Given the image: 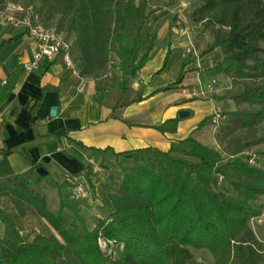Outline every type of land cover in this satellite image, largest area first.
Masks as SVG:
<instances>
[{"label": "trees", "instance_id": "1", "mask_svg": "<svg viewBox=\"0 0 264 264\" xmlns=\"http://www.w3.org/2000/svg\"><path fill=\"white\" fill-rule=\"evenodd\" d=\"M40 1L46 5L51 0H32L48 24L49 11L40 6ZM58 2L57 14L65 26L59 31L75 38L73 47L80 54L78 67L82 75L103 71L110 60L124 75H135L148 62L152 45L145 55H140L143 30L149 20L147 0L139 4L133 0ZM263 4L264 0H202L193 13L194 21L207 22L206 29H229L204 52L207 55L220 48L225 56L221 64L206 73H240L249 68L247 60L261 51L259 44L264 42ZM17 39L3 42L0 51ZM171 53L169 48L163 67L156 74L168 71ZM44 63L43 71L48 72L52 64L48 60ZM188 64H182L177 79L164 91L181 88ZM21 72L18 67L5 84L0 83V105L15 89ZM240 99L257 102L264 99V94L248 90ZM178 119L155 128L163 134L175 133ZM207 122L208 119L200 122L197 130ZM152 152L157 170L151 169L143 156L141 164L119 165L122 180L116 191L103 200L108 212L93 230L62 196L59 214L55 215L30 183L22 178L1 180L0 196L11 197L18 210L29 205L55 232L27 241L13 224L6 222L0 240L3 263L190 264L192 251L205 249L214 255L216 264H260V250L255 248L249 223L263 212L264 205L258 202L264 196V168L242 159L225 162L218 151L191 135L173 142L168 152ZM90 176L89 170L86 178L90 180ZM224 182L234 195L216 189ZM100 237L114 243L112 254L100 249Z\"/></svg>", "mask_w": 264, "mask_h": 264}, {"label": "crops", "instance_id": "2", "mask_svg": "<svg viewBox=\"0 0 264 264\" xmlns=\"http://www.w3.org/2000/svg\"><path fill=\"white\" fill-rule=\"evenodd\" d=\"M20 1L32 3L31 0ZM159 1L174 2L172 6L179 2ZM153 4L148 3V6L154 9ZM171 21L172 18L161 11L149 16L142 34L140 55H145L151 45L153 49L148 62L135 75L126 76L117 67L125 77L116 79L112 82L114 87L107 88V82L101 79L111 68L108 64L97 74L83 75L87 82L84 92L80 91L79 80L68 72L62 58L48 61L52 64L48 72L43 71L46 63L36 70H23L25 64L33 61L36 44L22 30L11 29L0 22V45L18 37L0 51V83L5 84L18 67L22 70L15 89L0 105V181L22 178L47 205L53 194L60 211L62 196L87 219L89 202L76 200L71 194L74 176H86L90 170V180H86L93 197L102 203L99 207L102 210L103 200L116 191L122 180L119 165L141 164L143 156L151 169L157 170L152 151L168 152L173 142L190 135L216 150L213 115L218 109L224 113L230 107L222 99V88L215 86L212 92L208 91L211 82L223 80L224 74L206 73L221 64L225 57L220 48L204 55L215 41L216 30L195 26L184 36L178 25L180 17H177V25ZM71 39L74 42L75 38ZM169 48L172 53L168 71L156 74L163 67ZM72 56L79 65L80 54L75 47ZM116 62L119 64L118 60ZM184 62L189 64L181 88L164 91L177 79ZM54 108H57L56 116L51 115ZM181 110H189L191 115L180 119ZM175 118H179L175 133L163 134L155 128ZM204 119H208L207 125L197 130ZM118 155L127 157L118 158ZM90 161L94 162L92 166ZM40 167L48 171L47 177L38 175ZM28 214L37 215L29 205L18 210L11 197L0 196V240L4 237L6 222L13 224L27 241L39 234L55 233L48 222L37 215V223L45 233L31 224L32 235L24 236L20 225L29 221Z\"/></svg>", "mask_w": 264, "mask_h": 264}, {"label": "rangeland", "instance_id": "3", "mask_svg": "<svg viewBox=\"0 0 264 264\" xmlns=\"http://www.w3.org/2000/svg\"><path fill=\"white\" fill-rule=\"evenodd\" d=\"M133 1H135L136 4L142 2V0ZM147 1L150 4L154 3L153 5L155 6L154 9L148 6L149 16L161 11L172 18V21L174 18L180 17L181 23L178 24L179 29L182 32L187 31V34L191 32L192 27H205L207 24V22L194 21L193 13L196 8L202 4V0H179V2H177L178 4H175V6H172L174 2L171 3L159 0L158 2L156 0V2L151 0ZM39 4L49 11L50 26L57 30L60 28L64 29L65 26L60 16L57 14L58 11H60L58 0H51L46 5H44V2L40 1ZM174 25H177V22ZM209 28L216 30L215 38L218 36L221 38L224 34L229 32L228 28L220 26H211ZM259 45L261 51L253 58L247 60L248 69H244L240 73L231 72L229 74H223V80H214L211 82L212 86L208 91L212 92L213 87L219 86L222 88V99H224L225 103L230 104V107L224 110L222 119H220L217 124L215 123L214 137L217 142L216 151L222 155L225 162L231 160L235 161L236 159L249 161L250 158H254L258 168H264V99L257 102L240 99V95L248 90H260L264 94V42H260ZM112 58H114L113 54ZM110 67L109 72L106 71L104 77L101 79L107 82V88L114 87L112 86V82L115 83L116 79H124L125 77L118 71V66L114 64ZM100 96L101 94L98 93V97ZM205 96L206 99H209L208 95ZM202 97L204 96L202 95ZM242 114L246 116L243 117ZM255 114H261L262 116L255 117ZM88 186L91 188L89 183ZM216 189L234 195L233 189L225 182L222 183L221 186L216 185ZM92 192L93 191H91V196L88 199H84L89 202L90 215L87 219H84L90 230H93L100 220L105 218L108 212V210H105L106 204H104V202L102 207L105 213L102 211L103 209H99L102 203L98 202L93 197ZM50 196L51 198L47 208H50V211L57 215L59 214L56 202L57 197L53 196V194ZM258 203L264 205V196L261 197ZM66 213L69 214V211H66ZM27 216L30 218L29 221H24V223L20 225L24 236L32 235L31 224H33L34 228H39L41 232L45 233L42 226L37 223V215L28 214ZM249 226L256 240L255 248L260 250V264H264V208L261 216L253 218ZM59 238L61 239V237ZM101 249L109 252V249L104 243ZM190 264H216V260L214 255L208 250H193Z\"/></svg>", "mask_w": 264, "mask_h": 264}, {"label": "built area", "instance_id": "4", "mask_svg": "<svg viewBox=\"0 0 264 264\" xmlns=\"http://www.w3.org/2000/svg\"><path fill=\"white\" fill-rule=\"evenodd\" d=\"M0 22L11 29L22 30L36 44V52L31 63L25 64L23 70L39 69L45 61H54L62 58L68 72L79 80L80 91H85L87 82L80 72L78 65L72 56L73 41L64 32L49 27L43 12L35 4H24L20 0H0ZM182 34L188 35L187 31ZM114 60H110L109 65H114ZM223 117L221 110H216L213 115V123L217 124ZM92 166L94 162L90 161ZM250 165H256L254 158H250ZM72 197L76 200L88 199L91 196V188L88 186L86 176H74ZM109 249L103 252L113 253L114 243L106 242L103 238L98 239L100 249L103 243Z\"/></svg>", "mask_w": 264, "mask_h": 264}, {"label": "water", "instance_id": "5", "mask_svg": "<svg viewBox=\"0 0 264 264\" xmlns=\"http://www.w3.org/2000/svg\"><path fill=\"white\" fill-rule=\"evenodd\" d=\"M176 21H177V18H174V20L172 21L173 24H175ZM56 114H57V108H54V109L52 110L51 115H52V116H56ZM190 115H191V111H189V110H181V111L179 112V114H178V117H179L180 119H185V118H188ZM37 173H38V175L41 176V177H47V176H48V171H47L45 168H43V167L38 168V169H37ZM0 264H4V263H3V260H2V252H1V249H0Z\"/></svg>", "mask_w": 264, "mask_h": 264}]
</instances>
